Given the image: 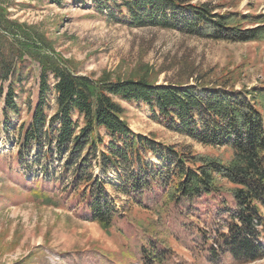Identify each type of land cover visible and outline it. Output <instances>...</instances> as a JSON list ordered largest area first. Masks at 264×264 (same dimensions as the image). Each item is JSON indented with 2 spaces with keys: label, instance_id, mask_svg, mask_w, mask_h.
<instances>
[{
  "label": "rangeland",
  "instance_id": "1",
  "mask_svg": "<svg viewBox=\"0 0 264 264\" xmlns=\"http://www.w3.org/2000/svg\"><path fill=\"white\" fill-rule=\"evenodd\" d=\"M60 1L0 0V19L13 23L7 36L23 47L17 65L22 70L15 88L17 113L5 112L9 82L0 101V264H264V258L241 262L222 250L221 235L228 233L229 211L236 204L233 186L220 177L214 190L200 195L174 196L162 183L136 198L109 191L119 213L105 230L88 218L81 188L62 185L61 163L48 173L34 163L22 165L16 145L19 126L30 122L38 102L40 73L47 63L95 80L146 77L157 84L187 83L188 75L198 73L240 90L264 87V42L130 27L126 9L118 8L124 0L108 2L123 22L109 18L91 0ZM184 1L207 3L220 13L264 15V0ZM122 105L136 134L222 162L232 156L227 147L205 146L169 130L143 102ZM149 159L160 161L159 156ZM104 177L119 181L115 170ZM259 229L264 239V226Z\"/></svg>",
  "mask_w": 264,
  "mask_h": 264
},
{
  "label": "trees",
  "instance_id": "2",
  "mask_svg": "<svg viewBox=\"0 0 264 264\" xmlns=\"http://www.w3.org/2000/svg\"><path fill=\"white\" fill-rule=\"evenodd\" d=\"M91 1L115 22H123L115 17L109 0ZM121 7L126 9L125 23L130 27L154 26L212 40L264 42L263 14L220 13L207 3L193 5L184 0H124ZM12 30V22L0 19V101L9 82L4 100L7 113L18 111L15 88L22 81L17 65L23 47L9 40ZM207 77L193 73L187 83L163 84L146 77L95 80L47 63L40 73L38 102L30 122L18 129L20 164L34 163L48 173L54 163H61L62 185L73 191L81 188L88 218L105 230L119 213L109 191L136 198L162 183L174 196L200 195L214 190L220 177L233 186L230 193L236 204L229 211L228 233L221 235L222 250L241 262L262 259L264 87L236 90L228 82ZM122 101L143 102L169 130L199 144L229 148L230 160L192 155L134 133L124 118ZM154 156H159V163L150 161ZM110 170L117 172L118 182L104 177Z\"/></svg>",
  "mask_w": 264,
  "mask_h": 264
}]
</instances>
